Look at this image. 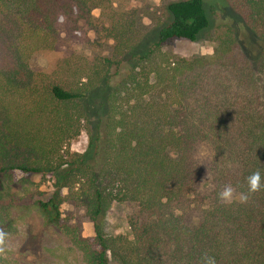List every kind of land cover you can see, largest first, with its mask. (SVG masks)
Segmentation results:
<instances>
[{
  "label": "trees",
  "instance_id": "16d2710c",
  "mask_svg": "<svg viewBox=\"0 0 264 264\" xmlns=\"http://www.w3.org/2000/svg\"><path fill=\"white\" fill-rule=\"evenodd\" d=\"M214 2L232 10L233 26L212 57L186 59L163 47L210 27L205 0L169 2L150 30L108 0H0V234L22 208L57 226L67 189L92 223L86 264H264V0ZM96 8L107 9L106 38L120 55L103 60L101 77L33 70L60 17L89 21ZM83 124L86 149L71 153ZM258 169L261 189L241 203ZM14 172L50 176L52 195L21 197ZM228 187L233 198L222 199ZM113 202L137 206L131 239L103 231Z\"/></svg>",
  "mask_w": 264,
  "mask_h": 264
},
{
  "label": "rangeland",
  "instance_id": "374dc122",
  "mask_svg": "<svg viewBox=\"0 0 264 264\" xmlns=\"http://www.w3.org/2000/svg\"><path fill=\"white\" fill-rule=\"evenodd\" d=\"M113 7L133 16L136 27L150 30L165 18V7L176 0H108ZM205 7L210 17V27L202 32L197 41L171 40L163 47L165 56L182 57H212L218 47L220 39H224L229 26H233L234 13L230 8L220 6L214 0H205ZM102 8L91 12L89 21L60 17L57 22L58 35L53 49L36 53L31 61L35 71H42L49 76L65 79L75 75L77 81L85 82L86 78L94 79L104 74V59L114 61L120 55L116 53L115 44L106 38L107 22ZM131 19V17H130ZM132 20V19H131ZM133 21V20H132ZM252 49L257 44L244 30L241 32ZM242 36V37H243ZM115 72L114 66L110 73ZM118 77H115L117 79ZM88 110L91 112V106ZM97 116L92 111L90 123L94 124ZM80 134L70 140L66 148L71 153L85 151L88 136L87 125ZM68 146V147H67ZM208 150L201 149L199 154L207 156ZM50 176L23 175L14 172L10 185L23 198L35 196L46 200L53 193ZM69 192H60V222L57 226L47 223L39 211L32 209H17L13 222L5 226L0 241V264H86L81 243L94 237L92 223L81 207L73 204ZM233 198V193H232ZM231 198V199H232ZM229 199V200H231ZM26 204H23L24 207ZM19 211H24L19 213ZM137 206L133 203H111L104 211L103 231L108 236H122L131 239L130 221L137 216ZM198 214L192 216V222L197 221ZM10 219V218H9ZM110 264H116L111 261Z\"/></svg>",
  "mask_w": 264,
  "mask_h": 264
},
{
  "label": "clouds",
  "instance_id": "9594fccd",
  "mask_svg": "<svg viewBox=\"0 0 264 264\" xmlns=\"http://www.w3.org/2000/svg\"><path fill=\"white\" fill-rule=\"evenodd\" d=\"M248 192L241 193L239 200L241 203H246L248 201L249 195L255 193L261 189V171L258 169L252 175L247 178ZM222 199L229 200L232 198V189L231 187L226 188L221 194ZM3 240V235L0 234V241ZM202 264H216V261L213 257L205 256L202 258Z\"/></svg>",
  "mask_w": 264,
  "mask_h": 264
}]
</instances>
